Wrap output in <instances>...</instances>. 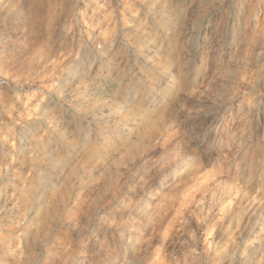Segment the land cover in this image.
<instances>
[{
    "label": "rangeland",
    "instance_id": "1",
    "mask_svg": "<svg viewBox=\"0 0 264 264\" xmlns=\"http://www.w3.org/2000/svg\"><path fill=\"white\" fill-rule=\"evenodd\" d=\"M110 263L264 264V0H0V264Z\"/></svg>",
    "mask_w": 264,
    "mask_h": 264
},
{
    "label": "bare ground",
    "instance_id": "2",
    "mask_svg": "<svg viewBox=\"0 0 264 264\" xmlns=\"http://www.w3.org/2000/svg\"><path fill=\"white\" fill-rule=\"evenodd\" d=\"M112 2H108L107 4H111ZM216 16V15H215ZM215 16H214V20H215ZM214 20H213V22H214ZM212 22V23H213ZM210 23V22H209ZM236 29H234V31H235ZM163 78L166 80L165 82H166V84L167 85H171L172 84V82H174L175 81V78H174V73H170V76H166V74L163 76ZM132 234H134L135 235V241H136V234H137V232H133ZM99 236L101 235L100 233L98 234ZM97 235V236H98ZM125 237L124 236H121V241H123V242H125L126 241V243H128V242H130V241H133L132 240V238H127V239H124ZM96 241L98 242V239L96 238ZM81 245H83V244H81ZM83 247V246H82ZM82 253L81 254H83V250L81 251ZM90 258L91 257H89L88 259H87V261H85V262H90L91 260H90ZM110 264H114V263H110Z\"/></svg>",
    "mask_w": 264,
    "mask_h": 264
}]
</instances>
